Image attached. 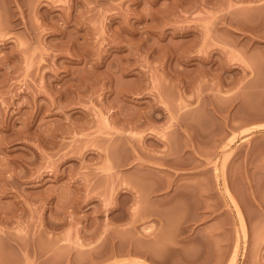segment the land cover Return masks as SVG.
I'll list each match as a JSON object with an SVG mask.
<instances>
[{
    "label": "rangeland",
    "instance_id": "374dc122",
    "mask_svg": "<svg viewBox=\"0 0 264 264\" xmlns=\"http://www.w3.org/2000/svg\"><path fill=\"white\" fill-rule=\"evenodd\" d=\"M232 255L264 264V0H0V264Z\"/></svg>",
    "mask_w": 264,
    "mask_h": 264
},
{
    "label": "bare ground",
    "instance_id": "6f19581e",
    "mask_svg": "<svg viewBox=\"0 0 264 264\" xmlns=\"http://www.w3.org/2000/svg\"><path fill=\"white\" fill-rule=\"evenodd\" d=\"M224 146H225V145H224ZM226 148H227V146H226ZM224 149H225V147H224ZM223 173H224V172H223ZM224 182H225V180H224ZM225 185H226V184H225ZM225 189H226V191L228 192V195H230L229 189H228L227 187H225ZM227 192H226V193H227ZM230 196H231V195H230ZM231 198H232V197H231ZM239 214H240V213H239ZM240 217H241V214H240ZM241 220H243L242 217H241ZM232 256H233V258H230L231 260H229L230 262H228V264H232V263L234 262V258H235L234 256H235V255H232ZM225 261H226V260H225ZM225 261H224V262H225ZM222 262H223V261H222Z\"/></svg>",
    "mask_w": 264,
    "mask_h": 264
}]
</instances>
